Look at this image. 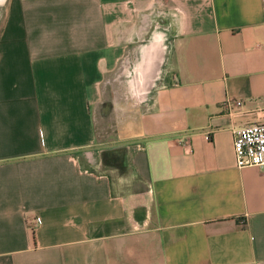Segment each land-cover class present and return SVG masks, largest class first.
I'll list each match as a JSON object with an SVG mask.
<instances>
[{
    "label": "crops",
    "instance_id": "obj_1",
    "mask_svg": "<svg viewBox=\"0 0 264 264\" xmlns=\"http://www.w3.org/2000/svg\"><path fill=\"white\" fill-rule=\"evenodd\" d=\"M0 8V264H264V165L230 131L264 106V0Z\"/></svg>",
    "mask_w": 264,
    "mask_h": 264
},
{
    "label": "built area",
    "instance_id": "obj_2",
    "mask_svg": "<svg viewBox=\"0 0 264 264\" xmlns=\"http://www.w3.org/2000/svg\"><path fill=\"white\" fill-rule=\"evenodd\" d=\"M159 14H162V11H159ZM129 67L127 57L121 58L119 63L120 75L128 78L130 71L133 73L138 71L136 68L130 67V71L128 72ZM136 74L139 76L138 72ZM157 81L158 76L156 75L152 79V85L155 86ZM223 106L232 118L244 115L239 110L242 106V102L239 99H228L223 103ZM246 112L252 115V119L249 122L244 124L231 123L230 126L234 160L238 168L264 165V106Z\"/></svg>",
    "mask_w": 264,
    "mask_h": 264
},
{
    "label": "rangeland",
    "instance_id": "obj_3",
    "mask_svg": "<svg viewBox=\"0 0 264 264\" xmlns=\"http://www.w3.org/2000/svg\"><path fill=\"white\" fill-rule=\"evenodd\" d=\"M0 18H1V8H0ZM163 20H157V22L156 23H158L159 25H160V23L162 22ZM152 29V28H151ZM148 30V33L146 34V36H145V43L146 42H148L151 38L150 37H163V35L162 34H160V35H158L157 33L154 35V32H153V30ZM165 50V49H164ZM161 50H159V52H160ZM142 54V53H141ZM146 54V53H145ZM144 54V55H145ZM159 56H160V54H159ZM159 59V58H158ZM141 67L142 66H140V69H141ZM142 70V69H141ZM141 70H138V71H135V72H138L139 74L141 73ZM119 71H120V69H119ZM133 74L131 73V76H132ZM138 74H136V77L135 76H133V79H134V81L133 82H131L132 83V86H130L131 87V91H130V93H131V95L132 94H134L135 96H137L136 95V89L138 90V87H137V85H135V84H137L138 83V79H139V76H137ZM122 79H123V81H124V83L126 82V80L128 79L127 77H121ZM153 78H154V76H153ZM110 82V81H109ZM120 82V83H119ZM119 82H113L112 83V85H109V86H111L110 88L108 87L107 88V91L104 93V95L102 96V102H101V104L99 105V107L95 110V112H94V119L99 123L100 122V124H102V122L103 121H106L107 122V124L109 125V124H111V122H112V119H111V116H110V97H111V95L113 94V93H116V92H111V88L113 89L114 88V90H115V87H117L118 85L120 86L119 88H122V80H119ZM130 90V89H129ZM114 95V94H113ZM130 95V96H131ZM134 95H132V96H134ZM134 98V97H133Z\"/></svg>",
    "mask_w": 264,
    "mask_h": 264
},
{
    "label": "flooded vegetation",
    "instance_id": "obj_4",
    "mask_svg": "<svg viewBox=\"0 0 264 264\" xmlns=\"http://www.w3.org/2000/svg\"><path fill=\"white\" fill-rule=\"evenodd\" d=\"M0 1H2V0H0Z\"/></svg>",
    "mask_w": 264,
    "mask_h": 264
}]
</instances>
